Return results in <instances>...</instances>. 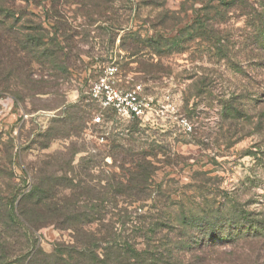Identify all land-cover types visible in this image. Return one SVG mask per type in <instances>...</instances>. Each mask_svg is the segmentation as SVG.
<instances>
[{"label":"rangeland","instance_id":"374dc122","mask_svg":"<svg viewBox=\"0 0 264 264\" xmlns=\"http://www.w3.org/2000/svg\"><path fill=\"white\" fill-rule=\"evenodd\" d=\"M249 1L250 13L220 0L16 10L42 39L17 46L20 22L0 46V264H51L58 249L103 257L108 231L143 249L158 222L165 257L264 264V0ZM110 62L155 100L169 95L175 113L92 125L86 92ZM54 207L73 219L52 221Z\"/></svg>","mask_w":264,"mask_h":264},{"label":"trees","instance_id":"16d2710c","mask_svg":"<svg viewBox=\"0 0 264 264\" xmlns=\"http://www.w3.org/2000/svg\"><path fill=\"white\" fill-rule=\"evenodd\" d=\"M71 1L76 2L80 5L82 3H88L89 5L93 4L94 7L101 6V7H110V4H113L114 0H103L100 3H95L92 1L85 2V0H52V7H60L63 5H67ZM32 2L38 3V0H0V46L10 45L8 43V38L11 36L9 35L11 32V28H15V25L21 22V18H16V10H24L30 6H32ZM251 2L249 0H220V5L223 6H235L240 5V7L244 8L246 12L250 13L247 9L250 7ZM211 5V2L207 3L205 7ZM252 9V8H251ZM254 9V8H253ZM257 11V10H256ZM262 19V23H264V12H259V16L257 19ZM19 29L22 33L27 32V34L17 36L15 34L14 42L17 46L22 48L24 51L28 50L29 48L32 49V41L36 39L35 36H32V20H26L21 22ZM42 37H38L35 41H41ZM37 42V43H38ZM31 46V47H30ZM55 51H51V56H54ZM108 112L106 115H109ZM113 114V113H112ZM102 205L100 204L97 210L93 213V217L90 218L91 212L87 209V207H82L80 211L79 208L76 213L77 220L79 224H85L86 222H91L92 220L96 219V215L100 214L102 211ZM51 219L52 221H56L57 219H62L63 210L59 207H54L51 211ZM73 218L66 217L62 219V223H66ZM135 221L132 222V228H143L142 225L133 224ZM138 223V222H136ZM158 224L148 227L147 234L145 235V246L144 248H139L138 238L135 234L128 236L124 242H119L116 240L112 234V231L106 232V240L104 242L108 243L107 248H104V255L103 257L98 256V254L92 257H86V248L83 250L78 251L77 253L78 258L74 259L73 256L70 254H64L62 250H56L53 255H51V264H184V260L182 256H179V260L173 252H170L167 257H165L157 247V243L155 241L156 232L161 228V225ZM159 225V226H158ZM142 226V227H141ZM258 231V230H255ZM229 234L227 238L228 243L237 242V238L240 239H247L250 235V232H246V234H241V236H236ZM223 239V238H221ZM89 250V249H88ZM218 250V247H212L207 250V254L209 255L210 252H214ZM218 254V253H217ZM236 253L234 252L233 255ZM2 256H0V259ZM201 260L202 256H198ZM213 264H221V263H213Z\"/></svg>","mask_w":264,"mask_h":264},{"label":"built area","instance_id":"2783aa9c","mask_svg":"<svg viewBox=\"0 0 264 264\" xmlns=\"http://www.w3.org/2000/svg\"><path fill=\"white\" fill-rule=\"evenodd\" d=\"M87 95L97 104V111L92 115V125L109 126L106 114L113 113L119 120L143 119L150 113L163 115L175 113V104L170 96L155 100L146 93L144 84L123 81L118 66L110 62L104 66L102 72L91 82ZM182 126L191 130L187 120H182Z\"/></svg>","mask_w":264,"mask_h":264}]
</instances>
